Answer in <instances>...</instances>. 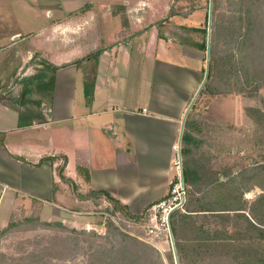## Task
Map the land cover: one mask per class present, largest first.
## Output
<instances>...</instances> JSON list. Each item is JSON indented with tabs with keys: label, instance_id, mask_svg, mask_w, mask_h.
<instances>
[{
	"label": "rangeland",
	"instance_id": "1",
	"mask_svg": "<svg viewBox=\"0 0 264 264\" xmlns=\"http://www.w3.org/2000/svg\"><path fill=\"white\" fill-rule=\"evenodd\" d=\"M74 1L81 0H70ZM155 2L139 11L141 15L148 14L150 8L154 16L148 15L138 23L140 28L158 31L154 49L162 39L180 54L200 58H195L197 69L203 76L207 72L186 118L195 143L188 144V154H181L182 169L187 160L198 176L195 186L185 189L182 210L175 212V235L170 219L172 239L162 216L147 208L139 215H131L113 203L97 202L89 210L40 216L36 209L24 210L21 206L9 226L0 230V264H235V256L240 255L235 250L260 243L245 218L236 217L233 210L244 209L239 213L247 217L251 203L264 194V0ZM54 3L0 0V46H6L12 34L25 37L47 26L49 21L42 11ZM110 13H116L115 8ZM97 25L96 21V28ZM191 28L206 29L208 52L197 53L180 44L183 40H188L184 41L187 44L202 40L203 36ZM124 33L121 42L131 38ZM85 36L75 37L74 43L85 46L91 34ZM28 44L25 41L17 49L10 47L0 53V73L5 78L2 88L8 87L9 77L19 64L15 51ZM35 58L40 67L31 69L33 75L25 81L13 80L10 88L3 90L7 92L4 96L15 98L17 103L38 105L44 98L50 104L53 88L47 83L53 79V72L39 54ZM92 63L90 59L84 69L89 79ZM144 70L156 80V72ZM128 75L131 91L127 94L134 99L138 83L133 73ZM6 106L8 109L0 107V123L6 129H15L28 113L16 116L17 107ZM8 136L12 143H24L23 134L21 138L15 132ZM26 144L42 146L33 141ZM173 170L176 178L174 167ZM211 182L215 184L209 185ZM154 214L158 227L148 234ZM258 214L264 217V201L259 204ZM217 235L235 243L221 246Z\"/></svg>",
	"mask_w": 264,
	"mask_h": 264
},
{
	"label": "crops",
	"instance_id": "2",
	"mask_svg": "<svg viewBox=\"0 0 264 264\" xmlns=\"http://www.w3.org/2000/svg\"><path fill=\"white\" fill-rule=\"evenodd\" d=\"M54 1L42 11L47 26L25 37L12 34L0 46L1 53L30 42L15 51L19 64L6 88L0 73V107L16 106V116L28 113L15 129L0 123V230L21 206L39 215L76 213L97 202L109 205L107 194L139 215L161 200L175 175L172 146L179 144L185 113L204 79L196 67L200 58L180 54L162 39L154 49L158 31L140 28L138 23L154 13L139 11L155 0ZM112 8L116 13H110ZM123 32L131 37L125 42ZM87 34L91 40L85 46L74 43ZM37 54L55 69L50 104L44 98L38 105L4 96L12 83L25 81L31 69L40 67ZM90 59L89 79L84 69ZM145 68L157 73L156 80ZM127 72L138 83L134 99L127 94ZM13 132L19 138L23 134L24 143L10 142ZM31 141L42 146L26 144Z\"/></svg>",
	"mask_w": 264,
	"mask_h": 264
},
{
	"label": "trees",
	"instance_id": "3",
	"mask_svg": "<svg viewBox=\"0 0 264 264\" xmlns=\"http://www.w3.org/2000/svg\"><path fill=\"white\" fill-rule=\"evenodd\" d=\"M193 32L200 33L203 38L199 42H193L191 44L184 43L187 42L188 40H183L181 42L182 45H188L191 48H194L200 52H206V29L205 28H191ZM99 54V51L96 53ZM95 69V68H94ZM52 72H55V69H52ZM47 84L50 85L51 88H53L52 85H54V77L53 79L51 78V81H49ZM185 130L183 131L181 142H182V149H181V154H188L189 150L187 148L188 144L195 143V139L189 134L187 127H188V121L185 120L184 124ZM182 175H183V182L186 188H191L194 187L196 184V177L198 176V171L195 169H191L188 166V161L185 160L183 161V169H182ZM218 183V182H216ZM215 182H211L209 185H214ZM220 184V183H219ZM218 186V185H217ZM105 197L111 201L115 206L119 207L120 209H124L123 206L120 205V203L114 199H112L109 195L105 194ZM264 201V194H262L256 201L251 203L249 210H248V215L243 216V213H239L243 211L244 209L238 208L234 209L233 211L237 212L234 215L236 217L242 216L245 218L248 227L251 231L254 232L256 236V240L260 243H258L257 246H251V247H246L243 250H240V248L235 250L236 255L240 253L239 256H235L234 263L235 264H264V217L262 215L258 214V207L261 202ZM210 211V210H205ZM175 212L171 214L170 216V224H171V230L173 233V236L175 235V228H174V218ZM216 215L219 217V215L222 214H212ZM217 240L219 241V245L224 246V247H231L233 243H235V240H228L227 238H224L222 236L217 235ZM260 244V245H259ZM261 244H263V247L260 248Z\"/></svg>",
	"mask_w": 264,
	"mask_h": 264
},
{
	"label": "built area",
	"instance_id": "4",
	"mask_svg": "<svg viewBox=\"0 0 264 264\" xmlns=\"http://www.w3.org/2000/svg\"><path fill=\"white\" fill-rule=\"evenodd\" d=\"M172 150H173L172 166L175 168L176 178L174 177L170 182L169 188L165 196L161 200L151 204L147 208L148 209L147 211L156 210V213L162 216L163 218L162 223H166L167 230L170 234L171 239L172 236H171L170 224H169L170 216L174 212L182 210L186 199V191H185L186 186L184 185L183 182V175L181 178L182 159H181L180 144H174L172 146ZM150 222L152 223L151 226L152 228L148 231V234H153L154 229L158 227L156 214H154V216L150 218Z\"/></svg>",
	"mask_w": 264,
	"mask_h": 264
},
{
	"label": "water",
	"instance_id": "5",
	"mask_svg": "<svg viewBox=\"0 0 264 264\" xmlns=\"http://www.w3.org/2000/svg\"><path fill=\"white\" fill-rule=\"evenodd\" d=\"M206 48H207L206 51L208 52V46H206ZM206 75H207V72L205 71V75H204L203 82H204L205 79H206ZM203 82H202L201 86L203 85ZM201 86H200V88H201ZM200 88H199V90L197 91V93L195 94V96H194L192 102L190 103V105H189V107H188V109H187V112L185 113L184 118H186L188 111L191 109V107H192V105H193V103H194V101H195L197 95L200 93ZM184 121H185V119H184L183 122H182V129H183V127H184ZM181 138H182V130H181V133H180V136H179V141H178L179 144H180V142H181ZM181 178H182V173H181Z\"/></svg>",
	"mask_w": 264,
	"mask_h": 264
}]
</instances>
